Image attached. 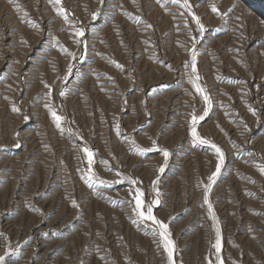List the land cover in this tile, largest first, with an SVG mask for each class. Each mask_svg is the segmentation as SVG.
I'll list each match as a JSON object with an SVG mask.
<instances>
[{"label":"rangeland","instance_id":"374dc122","mask_svg":"<svg viewBox=\"0 0 264 264\" xmlns=\"http://www.w3.org/2000/svg\"><path fill=\"white\" fill-rule=\"evenodd\" d=\"M188 3L202 38L171 0H0V256L20 253L8 264H169L151 222L133 223L136 187L145 211L160 201L173 264H264V20L243 0ZM196 75L211 100L197 132L225 154L207 190L215 221L218 157L190 131L208 107ZM84 147L111 187L82 178Z\"/></svg>","mask_w":264,"mask_h":264},{"label":"snow or ice","instance_id":"6c2138e0","mask_svg":"<svg viewBox=\"0 0 264 264\" xmlns=\"http://www.w3.org/2000/svg\"><path fill=\"white\" fill-rule=\"evenodd\" d=\"M10 2L15 3V0H10ZM50 2H54L56 4L60 3V0H50ZM171 2L173 4H181V0H171ZM182 7L186 8L188 10V12L190 14H192V9L191 6L188 3V0H183V3L181 4ZM211 10L213 13H217V14H221V15H226V13H219L218 8L215 6V4L212 5ZM63 8L58 9V12H60L61 14L63 13ZM193 19L196 23V25L198 26V29L200 31V35L201 38L203 37L204 32L206 31L205 26L201 23L200 18L195 16V14H192ZM97 18V14L94 13L93 14V19ZM150 26V25H149ZM75 35L77 37H83L84 36V30L80 29L78 30ZM77 43H82V41L77 40ZM63 51H67L66 49H62ZM69 55H72L71 53H69ZM73 59H75V57L73 56ZM118 67H120V65H117ZM188 65H186L187 67ZM191 74H196L197 73V52L195 50V43L193 44V51H192V57H191ZM68 74L69 76L72 74L73 71V65L70 63L68 65ZM69 76H65V81H67V79L69 78ZM200 79V77L198 75L195 76V78H190V83L196 88V91L201 93V95L203 96V100L205 102V104L208 105V107H205L203 115H200L199 117L193 116L192 118V123H191V137H192V142L193 143H199L200 145H207L209 146L211 149H213L215 151V153L217 154L218 157V163L216 164V169L215 172H213L209 177H208V185L206 188V194L204 196V202L208 205V210H209V214L212 216V219L215 221V216L213 215L212 212V204L209 203V199H208V195H207V190H210L212 188V185L215 183L216 178L219 176V174L221 173V168L225 159V154L224 152L221 150L220 147H218L217 145H215L214 143H211V141L207 140V139H203L201 138V136L199 135V133L197 132V124L199 123V121H203L205 119V117L208 115L209 109L211 107V100L209 98V95L205 92V90L203 88L200 87V85L197 83V81ZM65 93L64 91H61L60 95L63 96ZM46 107H49L48 105H46ZM251 111H253V114H255V110L254 109H250ZM13 111H19L17 108L13 107ZM49 112L53 118V120L56 122V127L60 128L61 124L60 121L63 119L62 116L57 115V113L51 108L49 107ZM25 119H27V117H25ZM16 147H20L19 144L16 145ZM156 148V144L155 141H153V148H149V149H137L138 154L140 155H144L147 152H151ZM83 151L87 157V163H88V171L86 173H84L83 177L85 179V182L87 183V185L91 188L94 186H104V187H111V183L104 181V180H98V178L95 176L94 172L92 171V166L94 163V153L87 147L83 148ZM159 151L162 153L163 157H164V161H165V165L167 164V160L169 157V152L166 149H159ZM106 163V162H105ZM164 167H160L159 168V172L163 173L164 172ZM261 171L262 174H264V167H261L259 169ZM119 175V174H118ZM123 179L129 180L130 181V185H136L137 181L131 179L130 177H123ZM158 180V178H157ZM98 181V182H97ZM120 182V181H117ZM156 183L157 181H153V190L156 191L157 193V197L159 196L158 190L156 189ZM135 195L133 197V199L135 200V206L133 208V212L135 213L136 219L133 220L134 224L137 223H144L145 227H148V223L147 222H151V234L153 236H159L160 238V243H162L164 250L167 252L168 255V261L169 264H173V252H174V242L170 239V232L168 231V224L161 222L159 219H157L154 215V206L159 205L160 201L159 199H153L151 202L147 203L146 205V211L144 210L145 208V201L143 199L144 197V193L141 191L140 188L136 187L134 189ZM74 206H75V202H74ZM27 243V241L25 242ZM215 250H216V260L219 262L221 261V256L219 255L221 252V233H220V229L217 227L216 228V242H215ZM19 256V249H15L13 252L11 253H5V255L0 256V264H8V259L10 258V256ZM209 264H211V261L209 262Z\"/></svg>","mask_w":264,"mask_h":264},{"label":"bare ground","instance_id":"6f19581e","mask_svg":"<svg viewBox=\"0 0 264 264\" xmlns=\"http://www.w3.org/2000/svg\"><path fill=\"white\" fill-rule=\"evenodd\" d=\"M242 4L249 5L250 8H253L256 14L252 15L256 16L257 20H264V0H243Z\"/></svg>","mask_w":264,"mask_h":264}]
</instances>
